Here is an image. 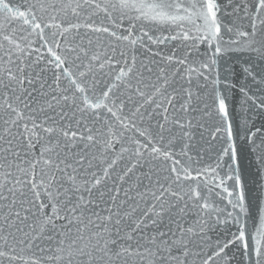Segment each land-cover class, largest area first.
Segmentation results:
<instances>
[{"label":"snow or ice","instance_id":"6c2138e0","mask_svg":"<svg viewBox=\"0 0 264 264\" xmlns=\"http://www.w3.org/2000/svg\"><path fill=\"white\" fill-rule=\"evenodd\" d=\"M0 264H264V0H0Z\"/></svg>","mask_w":264,"mask_h":264},{"label":"water","instance_id":"95a60500","mask_svg":"<svg viewBox=\"0 0 264 264\" xmlns=\"http://www.w3.org/2000/svg\"><path fill=\"white\" fill-rule=\"evenodd\" d=\"M238 104V100H237ZM251 158L245 159L242 163V169L244 170V175L245 179L247 181L248 188L250 189V195H255L256 189L254 184L252 183V178L248 175L250 169H249V164H250ZM254 170V169H252Z\"/></svg>","mask_w":264,"mask_h":264}]
</instances>
